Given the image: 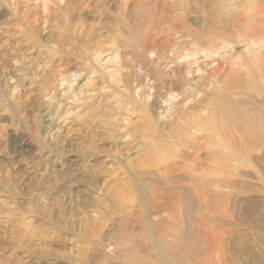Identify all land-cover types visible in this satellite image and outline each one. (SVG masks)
<instances>
[{
	"label": "rangeland",
	"instance_id": "rangeland-1",
	"mask_svg": "<svg viewBox=\"0 0 264 264\" xmlns=\"http://www.w3.org/2000/svg\"><path fill=\"white\" fill-rule=\"evenodd\" d=\"M182 2L0 0V264H167L155 242L192 264H264V69L262 83L255 72L239 69L240 76L249 72L243 92L262 101L256 145L241 151L234 144L236 163L212 158V151L231 147L234 132L231 141L199 152L200 160L212 158L207 175L231 176L218 197L205 194L203 185L142 183L137 168L185 170L173 158L183 148L136 154L141 133L129 132L124 113L113 105L117 95L138 107L150 105L148 82L140 89L135 80L149 72L167 79L174 64L172 56L159 61L149 49L163 40L178 42L161 33L175 20L189 34L205 31L208 8L215 9L216 29L225 35L232 28L223 23L235 13L262 12L252 25L262 29L264 59V0ZM156 14L167 16L163 25ZM245 54L232 40L206 60L187 55L185 66L203 69L211 62L208 72L228 67L231 77L237 64L247 63ZM115 71L120 84L109 77ZM166 99H157L160 128L176 101Z\"/></svg>",
	"mask_w": 264,
	"mask_h": 264
},
{
	"label": "bare ground",
	"instance_id": "bare-ground-1",
	"mask_svg": "<svg viewBox=\"0 0 264 264\" xmlns=\"http://www.w3.org/2000/svg\"><path fill=\"white\" fill-rule=\"evenodd\" d=\"M182 1L172 0V3L174 5L175 3L183 4ZM214 10L208 8V12H206V16L203 19L207 27L205 31L198 34H189L179 27L180 21L175 20L167 28L163 29L161 33L167 34L166 37L169 35L178 42L171 44L163 40L160 43H154L149 49L150 52L158 56L157 59L159 61L165 58L166 55L172 56L170 63L174 64L167 79L162 78L161 74L149 72L148 74H144V80H135L136 88L140 89L145 85L144 81L148 82L147 96H150L148 91H153V101L150 105L144 104L138 107L133 100H119L121 97L118 95L115 98L116 102L113 105L117 104L116 110L124 113L123 116L126 117V125L128 126L127 130L129 132L141 133V136L139 135L141 144L137 146L136 154H141L142 156L147 154V152L157 153L165 149L183 148L173 158L183 161L184 165L182 168L185 170L176 168L174 165H166L165 170L158 173L137 168L135 172L142 177L140 180L142 183L146 181L155 183L160 180L163 183L186 182L196 188H198V185H203L207 187V191L204 192L205 194L212 193L213 196L218 197L219 189L229 187L231 176L215 171L207 175L206 171L208 169L206 165L211 164L212 158L223 159L222 161L225 163H236V153L233 150L235 149L233 147L234 144L238 145V149L235 150L247 151L249 145L254 146L259 141L258 136L262 133V101L257 100L258 96H250L248 91L243 92V90L249 89L247 87L249 72L246 75L240 76L239 69L245 67L248 71L255 72L258 75L259 82L262 83V68L264 69V59H262L261 51L262 29L258 28L260 27L259 25H252L257 16H262V12L260 11L261 13L259 14L257 11L255 13L246 10L247 12L235 13V15L229 17L223 23L229 24L232 28L231 35H225L216 29L220 22L218 17H215ZM130 13L131 9L128 11L129 15ZM155 17L154 20L160 25H163L160 20L167 19L166 15L158 14ZM240 19L248 22L249 25L244 27ZM232 40L242 43L247 53L245 54L247 63L244 64L243 62L235 66L236 68L238 67L235 76L227 77V74L231 72V69H228V67L216 66L212 68L211 72H208L207 67H209L211 62L206 64L203 69L202 66L197 64L196 59L194 64H197V66L195 68H192V64L185 66L187 55L194 54V57H196L197 54H204L203 57H198V59L206 60V58H210V55L217 54L221 47H224L227 42H232ZM190 47L195 48V52L197 53L191 52ZM252 55L255 56L253 59ZM180 60L182 61L181 63H179ZM195 73L200 75L194 78L193 75ZM109 77L115 84L122 83L119 71L111 73ZM124 85L127 89V84L125 83ZM185 87L187 88L184 89ZM198 94L202 95L199 99H196ZM210 95L212 98L206 99ZM167 97L176 101L171 104V112L165 110L164 113H169L168 117L170 119L168 118L163 123L164 127L160 128L156 126V120L159 116L157 118L154 116L157 114L156 111L159 110L157 99L159 98L163 100V103H167ZM203 99H206L205 101L208 102L204 106H200ZM139 111L145 112L139 115L138 119L130 122L133 119L131 120L129 117ZM139 121H142L140 130L135 127ZM94 122L97 124L100 122V119ZM143 130L145 132L148 131L147 134L142 135ZM234 132L237 133L238 137L232 141L231 147H219L220 150L217 149L216 152L212 151L214 155L212 158L200 160L199 152L201 150H209L210 146L217 148L216 146L220 141H231ZM152 133L157 134V137L153 136ZM141 182L139 183L141 184ZM182 192L184 191L181 190ZM191 193L196 198L200 197L199 190L191 189ZM155 248L158 250V255L161 258L165 259L169 257L166 260L167 264L171 263L170 259L177 262V264H192L191 260L177 257L173 249L166 248V245L155 242Z\"/></svg>",
	"mask_w": 264,
	"mask_h": 264
}]
</instances>
